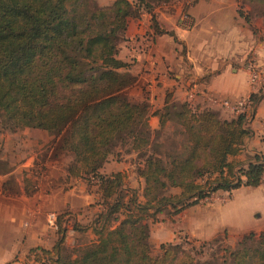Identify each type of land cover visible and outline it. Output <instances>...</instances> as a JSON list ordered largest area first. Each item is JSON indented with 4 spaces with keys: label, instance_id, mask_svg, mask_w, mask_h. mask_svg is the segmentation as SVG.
<instances>
[{
    "label": "trees",
    "instance_id": "1",
    "mask_svg": "<svg viewBox=\"0 0 264 264\" xmlns=\"http://www.w3.org/2000/svg\"><path fill=\"white\" fill-rule=\"evenodd\" d=\"M175 1L115 0L101 7L97 0H0V129L59 138L60 151L72 160L67 179L85 182L99 198L88 225L61 215L56 245L29 251L35 263L264 264V232L246 235L235 248L225 236L198 249L186 237L153 253L151 223L159 214L177 216L217 192L264 183V157L234 160L252 133L247 116L226 120L214 110L169 100L156 111L160 125L153 130L151 105L125 94L136 80L118 57L128 18ZM259 16L264 13L246 20ZM152 21L159 34L167 33ZM251 100L252 112L260 97ZM123 153L137 157L142 188L131 187L126 173L103 172ZM63 222L74 223L81 237L91 229L97 239L70 253Z\"/></svg>",
    "mask_w": 264,
    "mask_h": 264
},
{
    "label": "crops",
    "instance_id": "2",
    "mask_svg": "<svg viewBox=\"0 0 264 264\" xmlns=\"http://www.w3.org/2000/svg\"><path fill=\"white\" fill-rule=\"evenodd\" d=\"M195 1L186 11L175 8L173 14L162 10V6L160 10H155L154 16L167 33L154 35L151 31V15H144L138 23L135 20L128 22V40L137 35L142 37L148 32L152 34V47L148 52L131 51L126 46L122 48L120 58L128 62L132 58L136 59L133 66L135 71L132 72L136 83L128 90L137 86L140 80L151 88V100L148 102L152 108L150 121L153 129L160 123L155 112L169 100L214 110L226 120L237 117L222 103H236L253 95L247 68L251 56L256 59L257 65L264 68L262 16L247 22L246 17L238 11L237 0ZM257 95L260 100L248 119L251 136L246 140L245 151L231 160L245 162L255 154L264 157V87ZM124 168L121 163L114 161V166L107 163L103 172L112 174L122 172ZM77 183L75 181V185ZM75 188L77 186L61 193L66 200L62 210L90 209L91 205L99 201L96 195L90 194L88 190L86 192L82 186L78 191ZM210 200L191 206L177 215L174 230L183 233L169 231L168 243L178 239L179 234H186L189 240L200 243L225 236L227 244L235 248L246 235L254 233L259 236L264 232V183L259 187L241 186L231 193L217 192ZM45 205L43 210L46 215L50 206L49 203ZM44 213H41L42 217L36 218L38 222L34 230L24 233L27 238L20 240L21 247L0 256V264H9L18 252L23 255L39 245L47 250L56 245L58 233L49 231ZM91 220L89 218L86 225ZM19 233L22 235L21 231ZM91 233L93 231L90 229L85 235ZM74 235V230L67 231V239L73 240ZM162 235L165 236L164 233ZM92 238H96L94 233Z\"/></svg>",
    "mask_w": 264,
    "mask_h": 264
},
{
    "label": "rangeland",
    "instance_id": "3",
    "mask_svg": "<svg viewBox=\"0 0 264 264\" xmlns=\"http://www.w3.org/2000/svg\"><path fill=\"white\" fill-rule=\"evenodd\" d=\"M114 1L115 0H97L99 6L101 7L111 6ZM237 1L239 3L238 11L242 13L244 17L251 18L256 13H264V3H261L260 0ZM195 2L196 1L194 0H178L173 3L158 5L152 13L143 12L140 14L139 18H128L127 23L131 20H135V23H138V20H142L144 15H151L150 17L153 16L159 26L158 30L163 31L165 29L160 26L159 22L154 16V12L157 10V8L159 9L162 6V10L169 11L171 14H173L176 12L175 8L186 11L188 7ZM261 18L264 19V16ZM150 21L152 29L151 31H153L154 35L159 34L154 29L151 18ZM127 31L126 40H121L119 43L118 57L121 61L130 64L129 72L132 74V72L135 71V69L133 70V66L136 59L132 58L129 60V62L121 59L120 54L122 48L128 46L131 51L134 50L136 52H148L152 47V34L151 32H148L142 37L137 35L133 39L128 40ZM150 89L151 88L149 87V84H146V82L143 84V80H140L138 85H135L134 88L129 90L126 89L125 94L132 101L148 102V100H151ZM149 105L151 104L149 103ZM151 112L150 117L152 116ZM150 120L151 119H149V125L153 126V123ZM154 127H156V125H154ZM156 129H159V126L153 130ZM59 145L60 139L45 131L26 129L17 133H9L3 132L0 129V256L3 255L4 252L7 253L22 246V242L20 240H22V238H27V235L24 233L27 232L28 234L34 230V227L38 222L36 218L39 216L42 217V214L45 212L43 210V207L47 206L45 204L49 203L50 206V210L46 212L47 214L45 215L44 213V216H46L45 221L50 229L49 231L53 230L52 232L54 233H58L59 218L64 212L70 213L72 215L73 221L75 223L77 221L79 225H86L89 218L92 220L96 218L94 213L99 211V207H95L93 209L81 208L77 210L61 209V207L66 202L65 198L61 196L62 192H68L72 190L74 186H77V188H75L76 191H78L79 187L82 186L87 192L88 187L87 184L81 181H78L77 185H75L74 181H69L67 179L66 169L72 160L69 155L60 151ZM111 161H113V163ZM114 161L121 163L125 167V170L122 172L127 174L128 179H130L131 187L142 188L143 183L138 180L136 175L137 168L139 166H137L139 161L137 160L136 156L124 155L123 153L119 159L110 160L109 163L111 167L114 166ZM107 167H109V165L106 166V169ZM126 169H128V171ZM128 179H126L127 183ZM46 194L49 195L47 196ZM209 200L207 201L209 202ZM51 215L56 216V227L49 224ZM67 219H69V217H67ZM176 219L177 216H174L170 213H162L158 215L154 223H151L150 242L155 255L160 252V245L162 243H168L170 240L168 234L169 231L170 233L172 231L174 233V229H176V226H174V224L177 222ZM73 225L74 223L72 222H70L68 225L66 222L62 223L63 227L68 226V230H73ZM20 231L22 235H20ZM162 233H164L165 236H163ZM175 233H183V231H175ZM74 236L72 238L73 240L69 238L67 239V235L65 239L64 245L66 250L70 253L73 251L76 245H83L86 241H93L97 239L92 238L93 233L90 235H84L83 237L78 236L76 233ZM161 237H163V239ZM177 237L178 239H175L173 241L174 243L184 242L187 236L186 234H179ZM188 241L191 242V245L196 247V249L202 245V243L192 239ZM34 248L36 249L45 247L39 245ZM28 253L20 255V252H18V254L12 261H10L9 264H37L33 260L29 259L27 255ZM220 254L223 253L220 252ZM208 255L209 253L207 255L205 254V259L209 258ZM75 257L76 256L72 254V259Z\"/></svg>",
    "mask_w": 264,
    "mask_h": 264
},
{
    "label": "built area",
    "instance_id": "4",
    "mask_svg": "<svg viewBox=\"0 0 264 264\" xmlns=\"http://www.w3.org/2000/svg\"><path fill=\"white\" fill-rule=\"evenodd\" d=\"M247 66L250 74L251 88L253 91L252 94L255 95L256 93L257 95L259 94V92L262 91L264 87V68L257 65L256 59L253 58L252 56L248 59ZM251 97L242 99L236 103H231L230 101H224L222 104L224 107L230 109L237 117L247 116L249 119L251 117L250 114L253 107ZM49 224L51 226L56 227L55 215H51Z\"/></svg>",
    "mask_w": 264,
    "mask_h": 264
}]
</instances>
